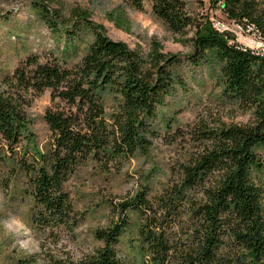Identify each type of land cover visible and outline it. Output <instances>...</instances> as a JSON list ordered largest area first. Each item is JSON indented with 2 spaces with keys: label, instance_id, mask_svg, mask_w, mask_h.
<instances>
[{
  "label": "trees",
  "instance_id": "1",
  "mask_svg": "<svg viewBox=\"0 0 264 264\" xmlns=\"http://www.w3.org/2000/svg\"><path fill=\"white\" fill-rule=\"evenodd\" d=\"M145 1L125 0L138 11ZM150 2L175 34L197 23L188 0ZM56 3L37 0L34 8L64 45L27 56L4 74L0 92L1 181L24 185L32 225L55 238L82 222L71 180L149 149L162 137L155 120L168 96L186 85L177 69L183 58L165 52L159 40L142 55L110 39L88 10L65 12ZM210 4L228 19L253 26L264 42V0ZM117 16L130 30L125 14ZM197 43L199 54L189 59L198 62L213 53L222 99L252 111L255 119L193 128L195 151L178 161L173 179L156 191L109 200L112 218L95 231L99 244L82 257L16 264H264V186L258 177L264 169V47L229 43L215 29ZM47 90L51 137L41 147L29 132L28 109L30 97Z\"/></svg>",
  "mask_w": 264,
  "mask_h": 264
},
{
  "label": "rangeland",
  "instance_id": "2",
  "mask_svg": "<svg viewBox=\"0 0 264 264\" xmlns=\"http://www.w3.org/2000/svg\"><path fill=\"white\" fill-rule=\"evenodd\" d=\"M55 1L56 6H61L65 12L72 7L88 10L94 22L106 28L110 39L122 41L140 50L142 55L148 56L152 43L159 40L165 52L183 58L177 69L186 85L177 87L168 96V104L155 120L162 137L156 139L149 149L139 151L129 161L116 160L106 171L95 167L71 180V197L83 217L73 232L64 230L55 238L48 230L36 229L32 225L31 203L25 196L24 185L15 180L5 185L0 175V264H16L18 260L44 263L43 259L48 256L82 257L99 244L95 231L112 218L109 200L129 198L140 190L156 191L160 183L173 179V168L178 161L195 151L196 146L190 137L193 128L204 122L213 127L214 121L239 125L255 119L252 111H245L222 99L219 66L213 53L198 62L189 59L199 54L197 39L200 35L214 29L229 43L238 40L243 47H262L250 31H243L242 37L235 38L232 31L223 29L229 25V20L221 9L211 6L210 0H188L197 23L189 26L183 35L173 33L162 19L154 15L150 0L145 1L142 11L131 8L125 0H52V3ZM35 4L37 0H0V92L3 91L4 74L12 73L27 56L64 45L63 40H59L44 23L42 14L34 8ZM118 12L125 14L130 30L121 27ZM220 21L223 27L219 29L216 24ZM82 38H89L86 28ZM30 100L29 132L43 147L51 137L45 120V111L51 105V92L36 94ZM258 175L264 186V169Z\"/></svg>",
  "mask_w": 264,
  "mask_h": 264
},
{
  "label": "built area",
  "instance_id": "3",
  "mask_svg": "<svg viewBox=\"0 0 264 264\" xmlns=\"http://www.w3.org/2000/svg\"><path fill=\"white\" fill-rule=\"evenodd\" d=\"M229 20V25L226 27L222 26V22H217L216 27L225 29L226 31H232L235 35V38L240 37L243 33V31H250L251 35H255V37L262 43V47H264V42L260 39L259 35H257V32H255L253 26H247L245 27L243 24L239 23L238 21ZM242 37V36H241Z\"/></svg>",
  "mask_w": 264,
  "mask_h": 264
}]
</instances>
